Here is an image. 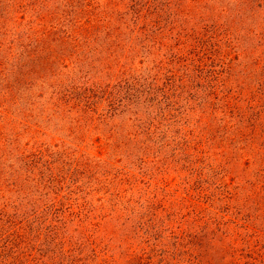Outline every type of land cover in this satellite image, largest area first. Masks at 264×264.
Instances as JSON below:
<instances>
[{
	"label": "rangeland",
	"instance_id": "1",
	"mask_svg": "<svg viewBox=\"0 0 264 264\" xmlns=\"http://www.w3.org/2000/svg\"><path fill=\"white\" fill-rule=\"evenodd\" d=\"M134 1L24 0L0 34L12 63L50 30L58 59L0 118V264H264V0ZM103 12L119 36L68 37ZM150 203L154 238L125 239Z\"/></svg>",
	"mask_w": 264,
	"mask_h": 264
},
{
	"label": "trees",
	"instance_id": "2",
	"mask_svg": "<svg viewBox=\"0 0 264 264\" xmlns=\"http://www.w3.org/2000/svg\"><path fill=\"white\" fill-rule=\"evenodd\" d=\"M134 1V0H132ZM89 2V0H88ZM32 5H35L37 3V0H32L30 2ZM66 3H70L69 1H66ZM25 3L24 0H0V34L6 35L5 33V27L7 25V21L12 18H17L18 13H22L25 10ZM88 5V4H86ZM134 6L140 7L139 1H134ZM145 6H149L147 2L144 3ZM153 7V9H155ZM148 9V8H146ZM146 9L143 8V10L146 11ZM139 12V11H137ZM135 12L136 18L139 19L140 17L138 13ZM36 17L43 19L45 15L39 13V11L36 13ZM119 20L123 19V15L120 14L118 16ZM94 19V17H93ZM111 19L110 15H107V13L103 12L102 17L97 19V22H100L99 24H95L94 21H91V19H86V29L92 28L93 26L97 30L95 33H84L82 31L78 30H71L67 35L68 37H72V40H76L79 36L84 37L85 40H88L87 38H91L92 34H95V38L99 35V33L105 30V35H107L108 38H115L119 36V34H115L118 30L117 27H114L111 25L109 20ZM79 20H75L77 23ZM81 24V23H80ZM80 26V25H79ZM78 26V27H79ZM88 27V28H87ZM94 29V30H95ZM86 31V30H85ZM50 30H43L40 32L39 35H36L34 32L29 35L26 34L25 38L27 39V43L23 44V49L19 54L14 58L12 63H9L8 60L3 59V57L0 58V118H2V115H8L14 112V111H22L18 105L20 104L21 99L27 98V90L30 89L33 86V82L37 78H42L47 71H41V64L43 63L44 66L48 67V69L52 68V66L56 63V57L54 56H45L47 59H44V56L41 57V51L43 48V43L45 38L49 35ZM60 37V36H57ZM18 38H23V36L19 35ZM64 38V37H61ZM77 42V41H76ZM2 42H0V45ZM32 47V48H31ZM37 48V50H35ZM3 59V60H1ZM58 60V59H57ZM63 61V59H62ZM8 64L10 67H8ZM51 70V69H50ZM62 93L61 91H58ZM67 95V93H62L61 98L63 96ZM109 96V95H108ZM111 96V94H110ZM23 99V100H24ZM69 99L65 100L68 101ZM112 100L110 99V104ZM13 108V111L10 110ZM3 120V119H2ZM3 127L0 125V135L3 134L5 131L2 129ZM234 133H231L232 136L238 137H246L247 134L245 131L238 127L234 130ZM256 135L251 137L250 145L252 148L254 147V142ZM258 157H255V155L252 157L254 163H260L261 162V156L262 154L259 152L257 153ZM1 156V155H0ZM25 161V158H23ZM8 168L11 169V165H8ZM261 169L258 168L257 171L259 172ZM2 172V163H0V173ZM16 180H13L11 182L12 185H15ZM126 210V209H125ZM130 213H134V210L131 209ZM123 216V212H120L117 214L118 219H123L120 226L125 230L124 238L130 239V237H138L142 239L143 237L146 238L144 241H148L151 237H153L154 232V226H155V219L156 213L152 209V205L146 204V206H142V211L136 210L135 218L131 219L130 215L128 214L125 217ZM152 233V234H151ZM154 238V237H153ZM222 251V249H220ZM92 252L89 254H85L84 260H90L94 261L93 264H120L117 261H113L111 259H107L106 257L100 258L96 255V251L94 248L91 249ZM145 251V249H143ZM163 252L157 253L160 257L156 260L155 254H145V252H141L138 255H134L133 257H129L126 259L124 264H170L167 256L164 255ZM96 257V259H94Z\"/></svg>",
	"mask_w": 264,
	"mask_h": 264
}]
</instances>
